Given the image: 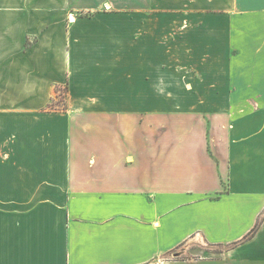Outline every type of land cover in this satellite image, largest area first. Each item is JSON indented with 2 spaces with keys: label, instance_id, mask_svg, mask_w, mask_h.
I'll list each match as a JSON object with an SVG mask.
<instances>
[{
  "label": "crops",
  "instance_id": "crops-1",
  "mask_svg": "<svg viewBox=\"0 0 264 264\" xmlns=\"http://www.w3.org/2000/svg\"><path fill=\"white\" fill-rule=\"evenodd\" d=\"M0 264H264V0H0Z\"/></svg>",
  "mask_w": 264,
  "mask_h": 264
},
{
  "label": "rangeland",
  "instance_id": "rangeland-1",
  "mask_svg": "<svg viewBox=\"0 0 264 264\" xmlns=\"http://www.w3.org/2000/svg\"><path fill=\"white\" fill-rule=\"evenodd\" d=\"M58 96H57V100L56 101H58V103L60 104V108H61V110L62 109H66V108H64V104H63V102L64 101H67V89L65 88V87H63V86H60L59 87V89H58V94H57ZM52 106L53 107H58L57 106V104H55V102H53L52 103ZM81 115H83V114H81Z\"/></svg>",
  "mask_w": 264,
  "mask_h": 264
},
{
  "label": "trees",
  "instance_id": "trees-1",
  "mask_svg": "<svg viewBox=\"0 0 264 264\" xmlns=\"http://www.w3.org/2000/svg\"><path fill=\"white\" fill-rule=\"evenodd\" d=\"M258 228V224L255 226V228L253 229V232Z\"/></svg>",
  "mask_w": 264,
  "mask_h": 264
}]
</instances>
